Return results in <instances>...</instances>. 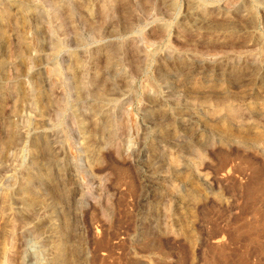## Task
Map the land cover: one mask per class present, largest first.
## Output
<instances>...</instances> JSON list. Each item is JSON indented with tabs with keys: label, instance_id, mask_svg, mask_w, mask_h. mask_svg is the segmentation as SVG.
Returning <instances> with one entry per match:
<instances>
[{
	"label": "rangeland",
	"instance_id": "rangeland-1",
	"mask_svg": "<svg viewBox=\"0 0 264 264\" xmlns=\"http://www.w3.org/2000/svg\"><path fill=\"white\" fill-rule=\"evenodd\" d=\"M251 200L264 0H0V264H211Z\"/></svg>",
	"mask_w": 264,
	"mask_h": 264
},
{
	"label": "bare ground",
	"instance_id": "bare-ground-1",
	"mask_svg": "<svg viewBox=\"0 0 264 264\" xmlns=\"http://www.w3.org/2000/svg\"><path fill=\"white\" fill-rule=\"evenodd\" d=\"M254 203H252V200H251V202L249 204L253 210H255V206H256V205L254 206ZM246 208H247V206H246ZM257 209L255 210V212L258 213L259 216L264 218V203H262L261 206ZM245 229H243L244 230L243 235L245 237V239H243V241L246 240V243H244L245 245H242L243 247L239 248L236 245L237 247L232 248L230 251L228 249V247H226L225 245L209 246L208 249L210 250V252L212 251L213 253H215L214 254L215 256L212 255L213 257H211V259H210V257L208 258L207 256H205V261L207 263H211V264L212 263L220 264L222 261L229 262L230 264H236V263H238V264H264V259H262V258L261 259L257 258V260L255 262L250 260V257L252 256L251 255V253H252L251 246L255 249V251L258 252V255H262V254H264V243L262 242L259 245H256V239L252 236V233L250 232L251 229L250 230H248L247 228H245ZM241 232H242V229H241ZM240 237L242 238V234L241 235H231V237H229L230 242L232 244L237 243V242H239L241 244V241H239ZM261 238H262V234H261ZM240 240H242V239H240ZM243 241H242V243H243ZM232 254L234 255V257Z\"/></svg>",
	"mask_w": 264,
	"mask_h": 264
}]
</instances>
